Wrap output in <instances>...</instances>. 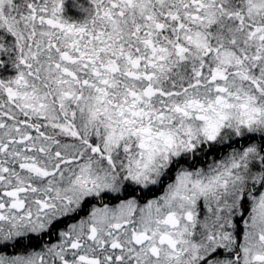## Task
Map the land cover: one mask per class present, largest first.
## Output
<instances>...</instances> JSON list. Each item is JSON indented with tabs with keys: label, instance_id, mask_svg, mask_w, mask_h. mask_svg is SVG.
Returning a JSON list of instances; mask_svg holds the SVG:
<instances>
[{
	"label": "snow or ice",
	"instance_id": "6c2138e0",
	"mask_svg": "<svg viewBox=\"0 0 264 264\" xmlns=\"http://www.w3.org/2000/svg\"><path fill=\"white\" fill-rule=\"evenodd\" d=\"M0 264H264V0H0Z\"/></svg>",
	"mask_w": 264,
	"mask_h": 264
},
{
	"label": "flooded vegetation",
	"instance_id": "af4514ba",
	"mask_svg": "<svg viewBox=\"0 0 264 264\" xmlns=\"http://www.w3.org/2000/svg\"><path fill=\"white\" fill-rule=\"evenodd\" d=\"M157 194H159V193H157Z\"/></svg>",
	"mask_w": 264,
	"mask_h": 264
}]
</instances>
